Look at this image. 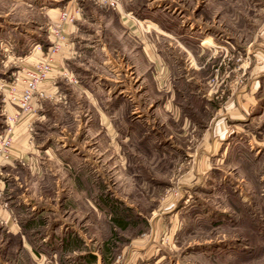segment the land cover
<instances>
[{"label":"rangeland","instance_id":"obj_1","mask_svg":"<svg viewBox=\"0 0 264 264\" xmlns=\"http://www.w3.org/2000/svg\"><path fill=\"white\" fill-rule=\"evenodd\" d=\"M73 1L74 17L62 19ZM135 1L134 13H151L158 44L184 67V83L191 81L181 95L189 119L149 118L152 109L141 107L135 116L150 133L116 121L114 135L98 121L88 132L78 111L43 121L40 136L62 138L38 140L35 168L19 160L9 166L0 156V201H8L29 239L0 225V264H75L93 256L100 264H264V0ZM119 8L95 0H0V80L29 65L23 61L36 48L43 54L31 66L40 60L56 24L62 30L85 12L83 36L91 38L100 27L95 12ZM5 91L0 87V139L10 104ZM195 92L203 97L194 95L189 107ZM52 143L66 163L54 157L55 147L43 149ZM63 234L71 237L65 247Z\"/></svg>","mask_w":264,"mask_h":264},{"label":"crops","instance_id":"obj_2","mask_svg":"<svg viewBox=\"0 0 264 264\" xmlns=\"http://www.w3.org/2000/svg\"><path fill=\"white\" fill-rule=\"evenodd\" d=\"M71 2L62 8L67 9L70 14L77 8V2L73 1L74 4ZM120 2V8L117 11L108 9L106 12L99 13L92 10V13L96 11L95 13L98 14L95 20L100 23V27L96 26L90 31L91 38L83 36V22L87 20L85 12L84 16L77 14L82 22L78 20L62 24V31L66 38L59 41L60 51L53 71L42 85L44 95L37 94L34 97V111L25 112L19 120L11 122L13 144L7 165L14 166L16 160H19L28 163L29 169L35 168L41 155L38 152L41 149L38 140L62 138L60 135H48L43 138L40 136L37 126L49 119L58 121L60 120L58 118H63L64 114L71 110L79 112V123L84 122L89 127L88 132L93 130L92 126L98 121L99 125L106 127V131L110 127L108 129L110 135L115 134L113 124L116 121L122 124L127 122L128 128L138 134L150 133L138 119L141 115H138V118L135 116V112L139 111L141 107L148 106V109H152L151 114L147 116L149 118L157 116L160 120L171 122L189 119L184 107L187 101L185 97L182 99L181 95L184 93L183 89L186 87L190 89L192 84L191 81L184 83L186 77V74H183L184 67L180 65L172 51L167 55L158 44L159 34L156 32L154 25L156 23L152 21L151 13L146 12L138 17L134 12L141 5L140 3L135 0H120ZM150 8L152 10L153 7ZM50 10L49 15L55 24L58 21L57 17L61 8ZM93 23L95 22L93 21ZM99 31H101L100 35ZM49 37L51 39H47L46 46H51L55 41L51 32ZM203 40L204 38H202V44H204ZM113 44L116 45L113 46ZM42 54V51L36 48L31 52V55H27L23 62L31 66ZM96 61L100 62L101 67L99 64L96 66L97 68L93 66V62ZM79 63L85 64L84 68L87 71L80 69ZM178 75L181 78L179 83L173 81L174 77ZM190 95L192 98L189 107H195L194 95H198L195 98L203 97L199 92ZM205 100L207 101L208 97ZM196 108L202 110L201 107ZM16 111V106L12 104L7 106V113ZM118 117L121 119H117ZM54 147L52 143L43 149L47 153H52ZM55 148L56 150L60 149L59 147ZM63 153L65 152L59 150L53 154L54 157L62 159L63 163H66L64 161H67V158L61 157ZM51 157H53L52 154ZM32 162L34 163L33 167ZM14 172L16 173V171ZM0 186H3L1 180ZM62 199L65 201L68 197L65 196ZM65 204L69 203L64 202L63 205ZM33 224L32 221L26 223L27 226H33ZM0 225L8 228L11 233L20 234L21 241H29L28 234L25 232L27 230L22 227L18 215L9 206L8 201H0ZM46 236L42 240L45 241ZM67 236V238L66 234L60 236L63 247H65L64 243L71 240V237ZM78 236L84 235L79 233ZM57 237H59V233L57 236L55 232L50 240H55ZM74 260L75 264H100L98 256Z\"/></svg>","mask_w":264,"mask_h":264},{"label":"built area","instance_id":"obj_3","mask_svg":"<svg viewBox=\"0 0 264 264\" xmlns=\"http://www.w3.org/2000/svg\"><path fill=\"white\" fill-rule=\"evenodd\" d=\"M101 5H105L112 8H119L121 5L120 0H95ZM62 19H72L74 16L70 14L68 10H64L61 15ZM52 34L58 36V38L64 39L63 32L61 30V24H56L50 31ZM40 45V44H39ZM60 51L59 41H55L47 51L45 55L40 58L33 66L22 65L19 72L15 74L11 80H0V87L5 89L3 102L6 104L16 105L18 112L7 113L5 108L4 115L7 122L6 132L1 135L0 139V156L2 158H10L11 146L13 144V135L11 134V122L19 120V116L22 113L30 112L34 109V97L44 95L42 85L49 78L50 73L53 71L54 64L56 62L58 52ZM77 81L76 78H74ZM3 196V189L0 187V198Z\"/></svg>","mask_w":264,"mask_h":264}]
</instances>
